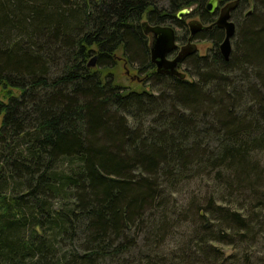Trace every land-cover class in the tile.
Segmentation results:
<instances>
[{"label":"trees","instance_id":"16d2710c","mask_svg":"<svg viewBox=\"0 0 264 264\" xmlns=\"http://www.w3.org/2000/svg\"><path fill=\"white\" fill-rule=\"evenodd\" d=\"M207 1L0 0V264H264V0L232 11L228 60ZM184 7L213 47L181 78L157 72L142 23L188 32ZM200 177L202 200L172 206Z\"/></svg>","mask_w":264,"mask_h":264},{"label":"water","instance_id":"95a60500","mask_svg":"<svg viewBox=\"0 0 264 264\" xmlns=\"http://www.w3.org/2000/svg\"><path fill=\"white\" fill-rule=\"evenodd\" d=\"M238 2L239 0H231L220 6V0H208L206 4V10L209 13L218 11L215 23L225 30V37L219 47L226 60L230 58L233 51V38L236 35L237 25L232 19V11L236 8ZM191 11V7H184L178 11L177 17L181 19ZM188 25L190 29L188 42L179 46L176 29L172 25L150 24L147 20L142 23L144 32L153 35L151 58L156 65L157 72L186 78V72L181 71L180 68L188 56L198 51L193 36L203 28H211L213 24L206 25L198 19H192ZM173 52H176V54L174 57H170ZM95 59L94 57L89 64L95 65Z\"/></svg>","mask_w":264,"mask_h":264},{"label":"rangeland","instance_id":"374dc122","mask_svg":"<svg viewBox=\"0 0 264 264\" xmlns=\"http://www.w3.org/2000/svg\"><path fill=\"white\" fill-rule=\"evenodd\" d=\"M162 4L167 5L165 1L161 2ZM220 5V4H219ZM221 6V5H220ZM191 12L185 17L187 28L189 29V21L192 19H198L202 22L200 17V10H193V7L191 8ZM218 14V11H217ZM217 17V16H216ZM146 21V20H145ZM144 22V21H143ZM175 27V26H174ZM177 38L181 37L183 35H186L184 40H178L179 46H181L183 43L188 42V37L190 35V30L186 32L184 28L175 27ZM151 35V41L153 42V35ZM194 42L197 43L198 46V54H206L210 52V48H212L213 44L210 40H194ZM233 44H234V38H233ZM121 51H119V57H121ZM187 67L186 63H183L180 70L185 72V68ZM116 74L118 77V80L124 84V85H140L141 80L144 78V75L138 72L134 67L129 65L123 58H120L118 61V65L116 67ZM188 75V72L186 71V76ZM188 77V76H187ZM0 98H3V94L0 87ZM2 116H0V126H1ZM260 158H264V152H260L258 154ZM214 181L212 178H206V177H200L196 178L193 181L186 182L183 185H181L177 190L174 191L171 195V201L172 206L173 204L178 208H182L183 204L186 202L187 199L192 198H198L202 200V192H209V185L213 184ZM198 195L200 197H198ZM188 207V206H186ZM184 207V208H186ZM183 208V209H184ZM194 217H190L188 220H184L181 222H178V225L175 226L172 230L173 232L170 234L169 239L167 240L166 245L169 246L172 249V246L176 247L178 245H181L184 241L188 238V232L190 230V222L193 221ZM244 244H240L239 248L237 247V244L235 247L239 249V253H242V250ZM255 256L264 258V240L261 239L257 245L254 248Z\"/></svg>","mask_w":264,"mask_h":264},{"label":"flooded vegetation","instance_id":"af4514ba","mask_svg":"<svg viewBox=\"0 0 264 264\" xmlns=\"http://www.w3.org/2000/svg\"><path fill=\"white\" fill-rule=\"evenodd\" d=\"M189 36H190V35H189ZM188 38H189V37H188ZM193 39H194V40H197V39H195L194 37H193ZM177 42H178V40H177ZM175 53H176V52H173V53L170 55V57H174Z\"/></svg>","mask_w":264,"mask_h":264}]
</instances>
